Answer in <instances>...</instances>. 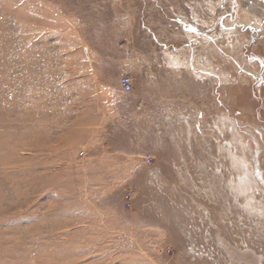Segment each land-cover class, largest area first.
I'll return each instance as SVG.
<instances>
[{
	"label": "rangeland",
	"instance_id": "1",
	"mask_svg": "<svg viewBox=\"0 0 264 264\" xmlns=\"http://www.w3.org/2000/svg\"><path fill=\"white\" fill-rule=\"evenodd\" d=\"M236 11L0 0V264H264V8Z\"/></svg>",
	"mask_w": 264,
	"mask_h": 264
},
{
	"label": "flooded vegetation",
	"instance_id": "2",
	"mask_svg": "<svg viewBox=\"0 0 264 264\" xmlns=\"http://www.w3.org/2000/svg\"><path fill=\"white\" fill-rule=\"evenodd\" d=\"M221 1V7L222 8H229L230 12H229V16H231L230 18L234 21V14L235 16L237 15V7L238 9L242 8V7H246L247 9H253V13L257 14L258 12H262V9L264 7H262V5L264 6V0H220ZM261 9V11H260ZM263 13V12H262Z\"/></svg>",
	"mask_w": 264,
	"mask_h": 264
},
{
	"label": "built area",
	"instance_id": "3",
	"mask_svg": "<svg viewBox=\"0 0 264 264\" xmlns=\"http://www.w3.org/2000/svg\"><path fill=\"white\" fill-rule=\"evenodd\" d=\"M120 85L125 92H129L132 89V81L129 77L120 78Z\"/></svg>",
	"mask_w": 264,
	"mask_h": 264
}]
</instances>
